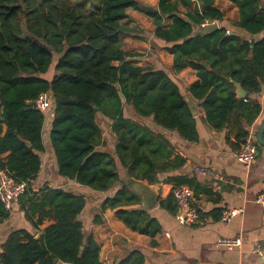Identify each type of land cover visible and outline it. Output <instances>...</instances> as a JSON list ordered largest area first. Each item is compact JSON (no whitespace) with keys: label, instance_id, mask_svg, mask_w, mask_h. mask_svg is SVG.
I'll list each match as a JSON object with an SVG mask.
<instances>
[{"label":"trees","instance_id":"1","mask_svg":"<svg viewBox=\"0 0 264 264\" xmlns=\"http://www.w3.org/2000/svg\"><path fill=\"white\" fill-rule=\"evenodd\" d=\"M229 1L238 10L233 30L220 26L199 34L200 25L224 19L214 0L195 5L158 0L154 7L138 0H0V170L26 183L18 209L39 231L36 236L26 228L11 230L0 245V264H102L98 243L78 219L84 195L47 183L33 187L44 152V113L35 104L39 94H46L53 108L49 140L57 174L95 191L119 182L115 159L127 177L149 185L158 182L157 173L183 165L179 157L170 159L173 147L166 137L139 118L151 117L161 129L197 141L184 87L165 69L137 64V54L123 48L122 37L135 32L126 24L129 9L153 20L152 41L172 55V73L195 69L190 95L200 102L209 127L226 128L234 138L232 147L239 148L248 135L245 125L261 111L249 95L264 88V4ZM179 6L189 9L181 12ZM235 82L249 94L244 99L236 97ZM99 115L111 121L112 152L99 147ZM165 181L200 191L194 178L171 175ZM135 203L123 183L100 211L115 209L129 229L153 237L161 228L155 218L141 208L122 207ZM159 205L177 211L171 192ZM9 215L0 201V224ZM94 222L102 218L96 215ZM116 264H144V254L133 249Z\"/></svg>","mask_w":264,"mask_h":264},{"label":"crops","instance_id":"2","mask_svg":"<svg viewBox=\"0 0 264 264\" xmlns=\"http://www.w3.org/2000/svg\"><path fill=\"white\" fill-rule=\"evenodd\" d=\"M262 1L264 4V0ZM195 4H198L196 0H192V5ZM213 5L223 12L224 19L222 22L217 21L218 26L233 30L232 23L238 19L237 7L229 0H214ZM179 9L185 12L189 7L179 6ZM260 36H264V32ZM154 54L158 53L155 51ZM165 57L167 61L165 66H162L159 60H153L155 68L170 72L184 89L196 79V71L190 67L172 73V55L168 53ZM183 94H186L187 101L198 102L192 98L189 91L185 90ZM249 99L256 100L261 107L258 117L250 125H245L248 132L256 138L258 127L264 117V88L258 93L249 95ZM196 110L193 116L196 120L198 139L194 142L181 139L175 131L161 129L152 122L151 117L138 119L166 137L173 147L170 159L179 157L183 160L181 167L157 173L158 182L151 185L157 192V205L146 212L155 218L161 227L153 237L129 229L116 217L115 209L106 208L100 211L101 203L107 197L113 196L123 183H126L129 188L132 186L131 191L133 188L138 193H145L140 185H131V178L127 177L118 159H115V163L119 182L105 192L95 191L57 174L55 157L49 140L53 119V108L50 102L47 109L42 111L44 113L42 127L44 152L41 154V167L33 181V187L37 189L47 183L52 187L70 189L84 195L85 206L78 219L82 223L85 234L91 233L98 243L102 264H116L125 253L133 249L143 252L144 264H264V206L255 201L258 195L264 194V145L257 146L254 162L249 167L243 166L237 160V150L232 147L234 138L228 135V130L226 128L211 129L204 120L201 107L197 106ZM104 119L99 125L101 128L99 147L112 152L115 135L110 129L111 121L106 117ZM262 137L264 140V131ZM196 165L210 166L218 173L219 178L213 179L196 174L193 170ZM171 175L194 178L200 188V191L194 192V203L198 205L200 216L199 221L193 225L178 224L174 214L159 205V201L165 199L173 188L171 183L165 181ZM142 183L147 184L145 181ZM136 199L138 203L122 207L142 209L140 198L136 197ZM233 208L240 212L228 221L220 219V212ZM96 215L102 218L101 223L94 222ZM51 222L44 221L39 226L40 229ZM20 228H26L35 232L36 236L39 235V231L33 229L28 223L24 212L18 209L16 201L11 206L9 217L0 224V245L11 230ZM218 237H239L241 244L239 247L226 249L216 245L215 241Z\"/></svg>","mask_w":264,"mask_h":264},{"label":"built area","instance_id":"3","mask_svg":"<svg viewBox=\"0 0 264 264\" xmlns=\"http://www.w3.org/2000/svg\"><path fill=\"white\" fill-rule=\"evenodd\" d=\"M35 104L41 111H45L49 105L48 96L46 94H39L35 100ZM256 154V138L251 132H248L245 140L240 144L236 151L237 160L243 164V166L249 167L254 162ZM193 170L196 174L201 176L213 179L219 178L218 173L207 165H196ZM25 188V182H18L8 172L0 170V201L6 209H11L12 204L17 201L21 194H23ZM171 193L177 204V211L174 214L176 222L183 225H193L198 222L199 212L198 207L194 203L193 189L187 185H179L174 186ZM200 195L201 194H199V196ZM255 201L264 206V194L258 195ZM239 212L240 210L235 208L225 209L222 211L220 219L228 221ZM215 243L217 246L232 249L234 247H239L241 240L239 237H218Z\"/></svg>","mask_w":264,"mask_h":264},{"label":"rangeland","instance_id":"4","mask_svg":"<svg viewBox=\"0 0 264 264\" xmlns=\"http://www.w3.org/2000/svg\"><path fill=\"white\" fill-rule=\"evenodd\" d=\"M141 4L154 7L157 0H138ZM129 19L126 21V24L133 28L135 32L130 35L122 37L121 42L124 49L134 50L137 56L133 60L140 65H151L155 67L153 60L157 59L165 66L167 63L166 55L168 52L164 49L158 48L152 41L153 39V29L154 24L153 20L147 16L144 12L139 10L129 9L128 11ZM155 51L158 54H154ZM104 117L98 116V124L101 125L104 121Z\"/></svg>","mask_w":264,"mask_h":264},{"label":"water","instance_id":"5","mask_svg":"<svg viewBox=\"0 0 264 264\" xmlns=\"http://www.w3.org/2000/svg\"><path fill=\"white\" fill-rule=\"evenodd\" d=\"M199 4L201 3V0H196ZM219 26H218V23L217 21H213V22H210V23H205V24H202L200 25L199 27H197L195 29V32L196 33H199V34H205V33H208V32H211V31H214L216 29H218ZM36 41V40H34ZM253 41V39L251 40ZM235 92H236V97L239 98V99H244L246 96H247V91L244 90L239 83L235 82ZM185 90L186 91H189V88L188 87H185ZM183 98L185 99V101L187 102L188 104V107L190 108V111L192 114H196L197 112V106H200V102H196V103H193L186 100V94H183ZM121 99L123 100L122 96H121ZM96 109V107H94ZM263 131H264V117L258 127V131L256 133V142L260 145H264V140H263V137H262V134H263ZM131 185L132 184H135V185H140V188L142 190H144V194H142L141 192H137L135 191L133 188H132V191L130 190V188L132 187H128V189L130 190V192H132L136 197L140 198L141 202H142V210L146 211V210H149L150 208H152L153 206L157 205V192L153 189V187L150 185H147V184H144L142 183L141 180H136V179H131Z\"/></svg>","mask_w":264,"mask_h":264}]
</instances>
